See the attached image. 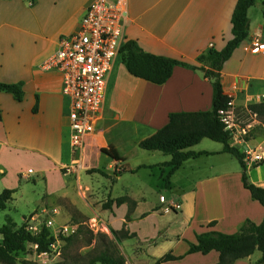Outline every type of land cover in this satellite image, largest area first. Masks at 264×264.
<instances>
[{
    "label": "crops",
    "instance_id": "crops-1",
    "mask_svg": "<svg viewBox=\"0 0 264 264\" xmlns=\"http://www.w3.org/2000/svg\"><path fill=\"white\" fill-rule=\"evenodd\" d=\"M95 1L81 0L76 5L78 8L75 13L79 17L74 19V14L70 16L63 13L62 7L66 0H51L47 4L46 0H34L33 6H30V0H0V83L23 84L21 102H16L9 94L0 93V180L7 174L20 179V169L28 165L35 166L37 162H51L58 169L72 157L69 148V108L61 92V78L58 73L46 71L43 66L55 52L58 40L78 29L86 8ZM236 2L125 0L123 43L135 42L145 53L201 66L196 61L199 56L210 48L222 50L232 39L231 17ZM263 2H255L248 10V37L222 67V90L225 95L232 93L235 108L246 105L253 96L264 95V56L250 51L254 40L264 42ZM26 48L32 51L30 56L26 54ZM119 58L120 55L107 76L104 105L95 132L87 139L86 146L101 145L99 151L112 146L124 160L123 163H127L130 174V171H136L140 166H155L168 162L170 158L159 152L143 151L146 154L142 156L159 160L154 164L132 165L124 154L125 148L130 146L129 150H134L136 155L138 143L167 125L171 113L210 111L212 88L201 72L182 67H175L168 81L156 86L129 75L121 60L118 61ZM35 106L37 111L34 113ZM205 140L189 151L207 155L186 161L171 176L169 187L165 188L171 193L169 198L172 205L177 206L175 212L171 214L168 211L165 214L172 215L169 219H172V223L179 221L183 225V231L172 238L179 240L184 231L188 230L194 236L193 240H186L188 243H195V235L205 231L230 235L236 233L244 221L259 225L264 218V208L253 201L242 186L241 168L228 171L230 160L227 159L234 158L222 153L223 146L219 143L211 141L215 144L207 145V149L201 148ZM62 144L65 145V153L62 152ZM157 155H162V158ZM200 159H206L208 163L198 167L195 163ZM184 168L189 172L203 168L204 176L179 179L178 175ZM141 170L150 169L137 170L136 175ZM151 170L157 171V179L163 176L161 170ZM246 170L248 182L264 188L263 182L249 180L250 173H262L263 167H246ZM28 171L32 172L30 169ZM233 175L235 178H232ZM142 197L139 201L142 203L135 206L126 228L130 230L129 234L136 235V239L140 235L143 238L139 241L145 243L144 255L147 258L141 264H148L164 256L165 251L158 255L154 251L159 249L157 244L160 241L166 242L170 236L167 225L147 235L132 228L134 225L139 227L140 223L141 226L147 224L151 218H163L165 215L148 210L149 206L144 208ZM126 198L136 202L131 194ZM114 209L118 213L114 221L121 226L127 206L124 204ZM210 223H214L212 228H208ZM173 246L170 245L166 250L173 256H184L183 259L191 256L185 255L188 248L183 255L174 254ZM254 255L256 252L234 264H256L261 254L251 263ZM205 257H212V264L218 262V254L215 252ZM183 259L164 264H173Z\"/></svg>",
    "mask_w": 264,
    "mask_h": 264
},
{
    "label": "rangeland",
    "instance_id": "rangeland-1",
    "mask_svg": "<svg viewBox=\"0 0 264 264\" xmlns=\"http://www.w3.org/2000/svg\"><path fill=\"white\" fill-rule=\"evenodd\" d=\"M51 0H46V4ZM81 0H66L63 5V13L68 15L74 14V19H77L78 13L76 5ZM264 0H256V4ZM30 3V2H29ZM260 6V5H257ZM60 6L58 7V9ZM257 9L259 7H256ZM256 9V10H257ZM81 17V16H80ZM82 18V17H81ZM26 54L30 56L32 51L26 48ZM120 58L118 59V61ZM250 119V118H249ZM256 126V133L264 137V119H255L252 121ZM255 133V134H256ZM201 148L211 146V141L205 140ZM229 144H231L229 142ZM231 146V145H230ZM65 153V145L62 144ZM101 145L92 144L86 146L76 159L71 157L63 166L56 169V164L53 163H39L35 166L28 165L22 167V175L19 177L7 174V176L0 180V192L7 190H14L12 201L8 202L7 208L0 211V227L7 223V220L15 223L16 228L26 226L27 230L32 234H36L43 226H46L51 235L56 239L50 251L47 254L37 255L35 247L27 245L23 253L16 255V264H24L25 262L31 264H85L89 257L95 256L100 252L112 251L120 255L126 264H141L146 261L144 255L145 243H142L143 238H131L121 240L113 235V232H128L126 228V215L130 205L127 206V212L123 218L122 225H116L114 219L118 216L113 205L111 210H104L103 205L109 200H115L121 197H128L129 194L136 199L135 206L138 205L140 198L144 204V208L158 212L160 215L170 211L171 214L175 212L173 209L171 193L165 189L163 177L157 179V171L141 170L139 174H129L127 163H114L108 157L102 155L99 151ZM130 146L126 147L124 154L132 165L140 163L154 164L159 159L149 158L145 152L136 147L137 154L134 155V150ZM66 155V154H64ZM156 156V155H151ZM162 158V155H157ZM228 163V171L239 169L240 165L235 159H231ZM208 161L200 159L196 161L195 165L204 166ZM249 169H257L263 167L264 164L256 167L245 164ZM47 167L48 170L44 171ZM49 167V168H48ZM32 170L30 173L28 170ZM19 170V171H20ZM91 170H101L107 176L102 177L99 174H90ZM205 170L195 169L194 172L186 171L184 168L182 173H179L178 178L182 179L186 176L202 177ZM119 173V176L116 174ZM232 178H235L233 175ZM162 179V181H161ZM249 180L264 183V170L262 173L249 174ZM166 199L163 202L161 199ZM142 203V202H140ZM139 203V204H140ZM148 213V211L146 212ZM172 215L165 214L162 218H151L150 221L141 226H132L140 230V234L147 235L153 233L154 229H159L164 225L169 227L168 241H160L157 244L159 249H155L154 254L158 255L161 252L168 254L166 251L170 245H173V252L177 255H183L187 248L188 242L186 240H193L194 236L190 231H184L181 239H173L176 233L183 231V225L176 221L172 223ZM136 224H138L136 222ZM118 226V227H117ZM162 234L157 239H161ZM185 239V240H184ZM69 240V241H68ZM196 242V241H195ZM170 251V250H169ZM260 254L256 252L252 262L256 256ZM144 258V259H142ZM214 259L212 257H205L201 254H193L186 257L180 262L173 264H212ZM148 264H154L150 262Z\"/></svg>",
    "mask_w": 264,
    "mask_h": 264
},
{
    "label": "trees",
    "instance_id": "trees-1",
    "mask_svg": "<svg viewBox=\"0 0 264 264\" xmlns=\"http://www.w3.org/2000/svg\"><path fill=\"white\" fill-rule=\"evenodd\" d=\"M256 0H237L231 17L232 39L225 47L216 51L210 48L206 53L197 58L196 65H190L175 59L158 57L143 52L135 42H125L120 48V60L127 73L134 78L147 83L161 86L165 84L172 75L175 67H182L191 71L201 72L212 88L211 109L208 112L196 113H171L168 115V123L156 131L152 136L140 141L138 148L146 152H159L170 158L166 163L155 166H140V169H159L163 177L164 187L168 188L171 176L188 160L196 159L206 153L196 154L189 151L190 148L198 145L203 139L219 143L223 146L222 153L233 157L241 168V183L250 194L253 201H256L264 208V188L256 187L248 182L246 165L243 162V154L237 148L230 146L229 134L224 131L220 123L218 112L227 109L229 99L223 93L221 85V71L238 46L248 37L249 20L248 10L252 8ZM34 0H30V6ZM264 6V2H263ZM22 83L4 84L0 83V93L12 96L16 102L23 99ZM37 100V98H36ZM249 111L258 119H264V102L250 105ZM37 111V106L33 112ZM264 126V123H263ZM256 129V128H255ZM256 131H253V135ZM257 134V133H256ZM100 153L115 163H123L124 160L116 150L110 146L100 150ZM136 170V171H137ZM165 170L167 172L165 173ZM136 171H130L134 174ZM90 174H99L102 177L107 175L101 170H91ZM119 176V173L116 174ZM14 190H3L0 192V211L7 208L8 202L12 201ZM128 204L126 222L131 221V215L135 209V203L126 197L109 199L103 209L110 211L112 206L116 208ZM210 223L208 228H212ZM113 235L121 240L135 238V234L120 231L113 232ZM56 239L51 235L46 226H43L36 234L27 230L26 226L16 228L15 223L7 220V223L0 227V264H16V255L23 253L27 245L35 247L37 255L47 254ZM69 241V240H68ZM195 243H188V250L185 255L201 254L208 255L211 252L218 254L216 264H234L235 261L248 258L255 252L261 254L256 264H264V218L259 225L246 220L240 229L234 234H223L216 231H205L195 235ZM184 256L175 257L171 253L165 254L155 261L154 264H164L179 261ZM24 264H31L25 262ZM85 264H126L124 259L116 252L104 251L88 258Z\"/></svg>",
    "mask_w": 264,
    "mask_h": 264
},
{
    "label": "built area",
    "instance_id": "built-area-1",
    "mask_svg": "<svg viewBox=\"0 0 264 264\" xmlns=\"http://www.w3.org/2000/svg\"><path fill=\"white\" fill-rule=\"evenodd\" d=\"M125 26V0L114 3L96 0L86 8L78 29L61 37L55 52L44 63L46 71H54L61 78V92L69 108V148L76 159L95 132L105 101L106 79L123 45ZM250 51L264 56V42L254 40ZM226 96L227 109L219 111L218 117L229 134L230 145L241 151L244 164L263 165L264 137L253 135L255 115L248 107L263 103L264 95L253 96L238 108L234 106L232 93Z\"/></svg>",
    "mask_w": 264,
    "mask_h": 264
}]
</instances>
